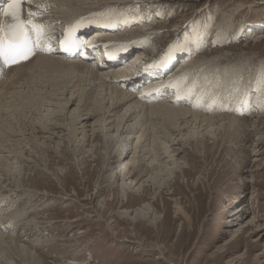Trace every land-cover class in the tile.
<instances>
[{"label": "rangeland", "instance_id": "1", "mask_svg": "<svg viewBox=\"0 0 264 264\" xmlns=\"http://www.w3.org/2000/svg\"><path fill=\"white\" fill-rule=\"evenodd\" d=\"M176 1L170 6L152 5L150 8L133 5L132 11L138 10L142 14L145 21L142 23L145 25L143 32L152 34L148 45L141 46L145 57H152L155 51L166 52L168 45H184L187 50L201 40L195 53L188 56L190 61L183 62L186 56L181 52L177 56L176 68L169 72H184L197 88L196 96L192 94L182 105L191 108L188 102L195 97L202 98V106H207L209 95L225 84L232 99L225 103L218 97L214 105L230 110L239 99L240 111H244L241 101L249 97L255 110L257 107L264 110V0ZM201 54L207 56L203 58ZM186 62L187 65L179 69ZM11 75L7 84L12 81ZM45 79L40 77L36 79L37 83L34 79L30 86L27 82L17 84L18 87L13 85L15 88L8 86L10 93L5 94L2 90L6 98L0 100V116L3 118L1 121L0 117V125L8 122L15 129H24L25 137H30L28 133L38 126H32V122L37 118L40 120V113L36 112V105L25 107L21 99L24 101L25 94L29 93L47 97V91L51 89L49 85L55 84H50L47 79L48 83H42ZM28 86L32 87L30 91ZM60 86H63L62 82L55 88L60 90ZM17 94H22V98L18 99ZM7 97L13 100L10 102ZM10 107L11 113L6 111ZM204 110L199 113L206 112ZM17 111L21 112L20 115ZM220 112L208 115L217 116ZM259 112L252 111L253 115L246 116L248 129L257 127L264 132V118H261L264 113ZM224 114L234 116L231 111ZM55 115L51 122L56 120L66 124L64 114ZM93 121L95 119L91 123ZM42 122L45 125L49 121ZM237 136L216 145L205 138L202 146H196L186 144L177 132L174 133L172 140L176 138L174 142L179 144L173 149L180 154H170L176 162H183V173L176 168L177 171L170 174L174 165L167 158L160 159L153 167H143L140 182L150 178L142 188H137L139 183L133 187L128 200L123 199L120 192L121 182L126 177L117 174L119 163H115L119 154L127 151L120 152L122 142L110 143L99 133L88 132L83 140L81 135L70 141L68 137L60 139L53 135L40 140L38 145L21 144L24 155L9 159L11 172H4V166H0V193H11V199H17L13 207L7 202L11 204L7 218L24 210L20 222L23 225L11 228V232L15 231L14 236L22 237L17 238L15 244L25 245L37 256L39 261L33 264H264V143L261 148L259 145V152L263 153L253 156L252 145L256 137L252 134ZM135 141H129L128 147L132 148ZM114 146L118 155L112 154ZM128 151L127 160L132 155V150ZM158 166L164 168L159 167V170ZM133 176H138L137 172ZM128 182H124V188L128 187ZM241 205L247 206L243 224L229 227L226 223H230L228 213L241 209ZM252 219L256 221L255 227L248 225ZM28 220L33 223L27 224ZM257 225L262 231H255ZM242 229L237 234L236 231ZM34 237L45 239L46 245L32 246ZM9 257L14 258L15 264H22L12 254ZM7 263L0 259V264Z\"/></svg>", "mask_w": 264, "mask_h": 264}, {"label": "bare ground", "instance_id": "2", "mask_svg": "<svg viewBox=\"0 0 264 264\" xmlns=\"http://www.w3.org/2000/svg\"><path fill=\"white\" fill-rule=\"evenodd\" d=\"M4 2L8 3V0ZM174 2L176 3L177 1L31 0V3H29L28 0H25L23 5L24 18H28L27 14L29 10L39 13L34 19L36 23L42 24L44 26V33L48 40L58 38L60 35H62V32L67 27L77 26L79 30H82V34H80V36L88 35L89 37L92 36V39L100 37L96 40H99L101 43H103L105 50L108 51V53H105L104 55L108 54V58L105 61H103V59H99L96 64H101V61H103L104 64L102 67L96 69L92 65L76 59L68 60L57 55L36 54L27 62L8 69V71L5 73L4 79L0 81L1 101L4 100L1 99L2 97L6 98L4 97L6 93H10L6 87L12 86L15 88L13 85H23L26 82V84H29L33 82L34 79L38 80L40 77L43 79L46 77L50 84H55L56 86L62 82L63 86H60L61 88L58 90L55 88V85V87L49 85L51 89L49 91L46 90L48 95L47 97H45L46 95L41 97L39 96L40 94H35V96L37 95L35 97L32 95V93L31 95H29V93L25 94L24 101H22V94H17L18 99L21 97V103L23 102L24 106L36 105L38 107V110H36V108L35 110L36 112L38 111V113H40V120L38 121V115L34 116V118H37V120H35L36 122L38 121V123L32 122V126L35 124H38V126L36 125L37 127H33V132L28 133L30 135L29 138L25 137L26 133L24 129L23 131L18 130L19 128L15 129L8 122H4V124L0 125V166H4V172H11L12 165L9 160L11 157L14 158L16 156L24 155L21 151V144H23L22 146L31 144L38 145L37 143L40 140H47L53 135L54 137H59L60 139L62 136L68 137V141H70L69 139H75L76 135H81V139L83 140L87 136L88 132H92V134L99 133V135L103 138H107L110 143L116 140L119 141V143L122 142L121 144L123 146H120V148L122 147L120 152L127 150L125 154H119L115 163H119L117 168L120 170L117 172V174L126 177V179H124L125 181L129 180V188H124L125 181L122 180L120 189V192L124 197L123 199L128 200L129 194L134 191L133 187L139 183L137 188H142L143 183L148 182V179L150 178L149 177L148 179L140 182L142 179L140 180L139 176L142 175L141 173L143 167L146 169L150 166L153 167L156 162L160 161V159L162 160L167 158L170 159L169 161H172V165H174V167L170 168L169 170L170 174H172L174 171H177L176 168L178 171L183 173V162H176V158L173 159V155L170 154L171 152H176V155H178L177 153L180 154V151L173 149L174 145L179 144L178 142H174L176 138L172 140V136L176 132L177 135L186 142V144L188 143L190 145L191 143H194L196 146H202L204 144L205 138L209 139L213 145H216L219 141L223 142V140H227L230 137L233 139L235 136L240 134H242L243 137L252 134L254 137H256L254 140L255 144L252 145V152H254L253 156H260L263 153V151L259 152V149L264 143V132L257 127H251L249 130V124H247L248 118H246V116L253 115L252 111L260 110L259 114H261L264 113V110L259 107H257L255 110V106L251 104L250 98L246 97L248 95L245 96L246 99L244 101H241L242 105L244 106V111H240L242 108L239 99L232 104L230 110H226L228 108L224 106H216L214 104L217 102L218 97H220L225 103L232 99L230 90L225 87L226 85L224 84L223 87H218L216 91L209 95L208 99L206 100V102H208L207 106H202V98L199 99L194 97L188 102L190 103L191 108L184 107L182 104L187 103V101L190 100L192 94L195 95L197 88L193 86L192 79H188L186 74L181 71H177L171 75L168 73H164V75L157 74L155 78L152 77L153 79L147 77L146 79L148 82L141 85L138 88L139 90L129 89V87L132 85L141 83V81L145 79L143 76L136 78V74L138 73L139 69L141 71L146 66H157L162 61L174 59L175 56L180 55L181 52L186 56V58L184 57L185 59L183 58L182 61L185 62L186 59H188L189 62L190 60L188 56L191 53H195L197 50L198 44L201 42V40L198 44H193V47L187 50H185L184 45H168L166 47L168 50L162 54L161 51H155L152 57L147 55L145 57L142 55L145 53L143 52L145 50H141V48L145 46L144 44L148 45V40L151 38L150 36L152 34H145L143 32V27H145V25L142 24L145 22L143 19L144 17L141 13L137 12L138 10H135L136 12L132 11L133 5H139L143 8H150L152 5L170 6ZM37 5L40 7H37ZM0 22H8V18L4 16L3 8L0 9ZM139 29L142 30V32ZM199 34L201 35V33ZM116 41L118 42L116 43ZM147 50L148 48L146 49V52ZM201 55L203 58L207 56V54ZM128 58L132 60L129 67L126 68L127 72L122 71L121 65H124L127 62L126 59ZM155 60L157 62H155ZM153 61L155 62L154 64H152ZM196 61H199V59ZM186 65L187 62L182 63L179 69L182 70V68ZM117 66L120 69L115 70V67ZM191 68L193 69V67ZM10 74L13 76L11 79L12 81L11 83L8 82L7 84L6 81H9L8 79ZM46 79L44 81L42 80V83H48ZM37 80L35 83L38 82ZM196 80H198V78H196ZM35 83H32V85L37 86ZM4 84L7 85L4 87ZM38 87H40V85ZM41 87L43 86L41 85ZM30 88L32 87L28 88L29 91ZM2 90H4V95L2 94ZM25 90L26 89H24V91ZM223 91H225V93H223ZM165 93L171 94L165 95ZM161 95L162 99L158 100L156 96L159 97ZM10 99L9 100L11 102L13 99ZM18 99L16 100L18 101ZM0 104L2 105L1 102ZM7 104L8 103H6V105ZM1 105L0 108L2 107ZM89 106L95 107L94 109H90ZM41 108L44 109L40 110ZM12 109L14 110V108ZM191 109L197 110L192 111ZM202 109H205L204 111L207 113H199L202 111ZM10 110L11 107L9 111H6L10 112ZM26 110L27 109H25V111L23 110L25 114L27 112ZM216 111H221L220 115H208V113H213ZM230 111L234 113L233 117L224 114V112L228 113ZM14 112L15 111H13V113ZM18 113L20 115L21 112ZM18 113L15 115L17 116ZM59 113L64 114L66 117V124L57 123L55 122L56 120H53V123L50 121L53 119L52 117L56 116L55 114ZM238 115H244L245 117L239 118ZM4 116L5 115L3 114V117ZM261 118L263 119L264 115L261 116ZM22 119L25 120L24 117ZM92 119H95V121L91 123ZM43 120L49 122L44 125L42 122ZM1 121H3V118ZM15 123H17V121H15ZM169 128L170 130H168ZM34 133L38 134L39 136H36ZM62 133L64 134L62 135ZM136 134H138L136 138H133V136ZM160 134L161 136L163 135V138L158 136ZM164 138L165 140H163ZM134 139H136L134 146L129 148V141ZM166 140L168 142H166ZM169 142L170 145H167ZM115 146L114 148L112 147V154L117 153L118 155V150H116L117 146L116 148ZM129 149L132 150V155L129 157L130 159L127 160L126 158L129 156ZM203 155L205 156V152ZM159 167L162 166H158V168H156L159 169ZM162 171L160 172H166ZM135 172H137L138 175L136 177L133 176V173ZM2 191L6 190L4 189ZM2 201H4L3 204L1 203ZM7 202H11V207H13L17 202V199H11V193H0V207H4L2 211L0 208V259H4L9 264H15L16 261H14V258L9 257V254H12L13 257L15 256V259L18 260V262L22 261L20 262L22 264H33L38 260L37 256H35L32 251L26 249L25 245H16L15 240L17 238L21 239L22 237H19L17 234L14 236L15 231L11 232V228L13 229V227L17 226V224H20V226L23 225L20 222L23 219L24 210H18L7 218L6 214L8 212V207L11 205ZM241 206V209L237 208V210H232L230 213H228L229 222L231 224L228 222L226 223L229 227H236L243 224L242 221L245 219V210L247 209V206ZM149 209L151 208L149 207ZM31 220L26 221L27 224L30 222L33 223ZM255 224L256 221L253 219L248 223V225H252L254 227ZM243 227L245 228V226ZM261 229L262 228L257 225L255 231H262ZM242 231L243 229L237 230L236 232L238 234V232ZM236 232H234L233 237L235 236ZM34 238L35 239H32L31 241L33 243L32 246L34 247H40L42 245L45 246L47 243L45 239L42 240L36 239V237ZM25 242L29 241L26 240ZM136 251L139 250L136 248Z\"/></svg>", "mask_w": 264, "mask_h": 264}, {"label": "snow or ice", "instance_id": "3", "mask_svg": "<svg viewBox=\"0 0 264 264\" xmlns=\"http://www.w3.org/2000/svg\"><path fill=\"white\" fill-rule=\"evenodd\" d=\"M28 2L31 3V0ZM24 3L25 0H8L3 8L8 22H0V63L5 67L32 56L44 34V26L34 19L39 13L29 10L28 18H24ZM65 43L72 46L74 41L66 38Z\"/></svg>", "mask_w": 264, "mask_h": 264}]
</instances>
